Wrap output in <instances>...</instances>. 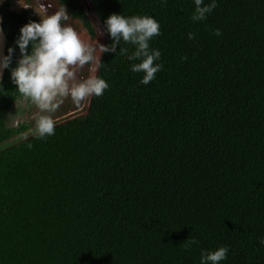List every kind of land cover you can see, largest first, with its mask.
<instances>
[{
	"label": "trees",
	"instance_id": "obj_1",
	"mask_svg": "<svg viewBox=\"0 0 264 264\" xmlns=\"http://www.w3.org/2000/svg\"><path fill=\"white\" fill-rule=\"evenodd\" d=\"M60 1L89 22L80 0ZM90 1L102 26L153 16L163 68L143 85L140 61L103 54L109 87L43 138L12 114L23 97L5 70L0 264H200L223 246L220 264H264V0H215L197 22L194 0ZM7 5L8 50L37 20Z\"/></svg>",
	"mask_w": 264,
	"mask_h": 264
},
{
	"label": "clouds",
	"instance_id": "obj_2",
	"mask_svg": "<svg viewBox=\"0 0 264 264\" xmlns=\"http://www.w3.org/2000/svg\"><path fill=\"white\" fill-rule=\"evenodd\" d=\"M17 3L25 10L32 9L40 19L23 25L15 47H9L7 55L0 54V72L10 70L16 89L34 107V134L37 138L54 134V113L64 98L70 96L79 102L93 95L100 96L109 87L106 80L97 75L103 64V54L119 53L130 61H140L131 64V71L144 73L140 80L143 85L153 81L163 68L162 63H154L160 60L161 52L150 48L149 43L154 36L160 35V24L153 16L110 15L103 21L104 26L100 23L103 34L107 32L112 41L105 45L97 38L85 39L65 3H60V0H48L47 3L43 0H17ZM194 4L193 22L205 20L216 7L215 0L210 4L194 0ZM53 7L56 11L49 14ZM216 35H220L219 30H216ZM188 38L192 39L193 34L189 33ZM121 41L133 45L135 50L129 54L127 48L119 47L117 52ZM17 47L21 55L12 67ZM196 243L194 238L189 240L190 245ZM259 243L264 246V237L259 239ZM228 252L226 246L202 251L200 264H220L227 259Z\"/></svg>",
	"mask_w": 264,
	"mask_h": 264
},
{
	"label": "flooded vegetation",
	"instance_id": "obj_3",
	"mask_svg": "<svg viewBox=\"0 0 264 264\" xmlns=\"http://www.w3.org/2000/svg\"><path fill=\"white\" fill-rule=\"evenodd\" d=\"M43 2L47 3L48 0H43ZM80 2L82 3V5L85 8L84 10L86 12V15H87L90 23L86 22L85 19L81 18L80 16H78V14H76L70 8L67 7V10H68L69 14L73 16V19H74V21L76 23V27L78 29L82 30V34H83L85 39H96L97 38L98 40H100L98 32H99V30L102 31L103 27L101 28V24L98 21V19L96 18V14H95L94 9L92 7L91 1L90 0H86V4H85L86 6L84 5L82 0H80ZM60 3H61V1H60ZM5 4H8L7 7L9 9L11 7H13L15 9V10H11L10 9L11 11H16L18 13H21L22 11H26V12L29 13L30 17L35 18L37 21H39V19H40L39 16L34 14L32 9L25 10V9L21 8L18 5L17 0H3V5L2 6H4ZM89 10H91V12L94 14L95 21H94V19H91V16H90L91 13H90ZM55 11H56V9H55V7H53L52 9L49 10V14L54 13ZM95 22L99 23V25H100V29L99 30L97 29V26H96ZM89 24L93 28V31L91 30V27H90ZM78 76H79V73H78ZM91 97L85 98V99H83V100H81L79 102L73 101L70 96L64 98L63 101L58 106L56 112L54 113L55 124L61 123V122H65L66 120L74 118L75 116L83 113V111H80V113L72 115L74 111L77 112V110H82V109L88 108V106L90 104V101H91ZM13 108L15 109L14 116H16V118H18V120L20 122L27 123L31 127L30 130L25 131L24 134H26V132H29L32 129H34V120H33L34 107H32L30 105V102L26 101L24 99L18 100Z\"/></svg>",
	"mask_w": 264,
	"mask_h": 264
},
{
	"label": "water",
	"instance_id": "obj_4",
	"mask_svg": "<svg viewBox=\"0 0 264 264\" xmlns=\"http://www.w3.org/2000/svg\"><path fill=\"white\" fill-rule=\"evenodd\" d=\"M3 5V0H0V7ZM11 10H15L13 7L10 8ZM0 28L3 29V32L0 33V54L6 55V50H7V35L4 31V27H3V14L2 11L0 9ZM106 34L103 35V40H102V44H106ZM5 70L4 69L2 72H0V86H1V82L3 80L4 74H5Z\"/></svg>",
	"mask_w": 264,
	"mask_h": 264
},
{
	"label": "rangeland",
	"instance_id": "obj_5",
	"mask_svg": "<svg viewBox=\"0 0 264 264\" xmlns=\"http://www.w3.org/2000/svg\"><path fill=\"white\" fill-rule=\"evenodd\" d=\"M82 1H83L84 5H85V4H86V0H82ZM85 6H86V5H85ZM89 11H90V13H91V14L89 13L90 16H91V19H94V18H95L94 14L91 12V10H89ZM94 21H95V19H94ZM95 24H96V26H97V29L99 30V29H100V25H99V23H98V22H95ZM98 33H99L98 35H99V39H100L99 42L101 43L102 40L104 39V38H103V35H104V34H103V32L100 31V30H99ZM84 110H85V109L77 110V112L74 111L75 113L73 112L72 115H75V114H77V113H80V111H83V112H84ZM12 114H15V109H14V108H13V110H12Z\"/></svg>",
	"mask_w": 264,
	"mask_h": 264
}]
</instances>
